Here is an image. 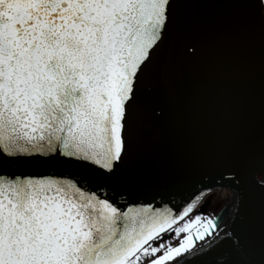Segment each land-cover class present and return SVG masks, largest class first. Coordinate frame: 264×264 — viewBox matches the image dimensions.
Returning a JSON list of instances; mask_svg holds the SVG:
<instances>
[{"label": "snow or ice", "instance_id": "obj_1", "mask_svg": "<svg viewBox=\"0 0 264 264\" xmlns=\"http://www.w3.org/2000/svg\"><path fill=\"white\" fill-rule=\"evenodd\" d=\"M204 4L262 41L258 87L211 133L156 72L201 63L181 10ZM257 157L264 0H0V264H264V179L241 186Z\"/></svg>", "mask_w": 264, "mask_h": 264}, {"label": "water", "instance_id": "obj_2", "mask_svg": "<svg viewBox=\"0 0 264 264\" xmlns=\"http://www.w3.org/2000/svg\"><path fill=\"white\" fill-rule=\"evenodd\" d=\"M181 18L187 27L203 36L204 58L195 66L171 65L162 58L156 72L167 73L186 85L194 123L211 133L258 87L261 36L258 27H252L237 12L221 4L184 8ZM260 168L257 157L241 185L246 194L255 190L253 180L264 175ZM221 171L209 165L202 167L198 175H203L209 184L223 183Z\"/></svg>", "mask_w": 264, "mask_h": 264}, {"label": "rangeland", "instance_id": "obj_3", "mask_svg": "<svg viewBox=\"0 0 264 264\" xmlns=\"http://www.w3.org/2000/svg\"><path fill=\"white\" fill-rule=\"evenodd\" d=\"M227 194V190L224 189H216L212 193L211 200L207 207L204 208V214H216L221 211V208L224 207L223 197ZM230 209V208H229Z\"/></svg>", "mask_w": 264, "mask_h": 264}, {"label": "bare ground", "instance_id": "obj_4", "mask_svg": "<svg viewBox=\"0 0 264 264\" xmlns=\"http://www.w3.org/2000/svg\"><path fill=\"white\" fill-rule=\"evenodd\" d=\"M260 179H264V175L263 176H261V177H259V179L258 180H260ZM231 214V208L230 209H228V212L226 213V215H230Z\"/></svg>", "mask_w": 264, "mask_h": 264}]
</instances>
